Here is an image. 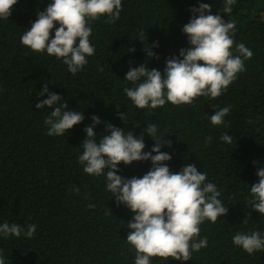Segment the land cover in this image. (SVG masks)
<instances>
[{
    "label": "trees",
    "instance_id": "obj_1",
    "mask_svg": "<svg viewBox=\"0 0 264 264\" xmlns=\"http://www.w3.org/2000/svg\"><path fill=\"white\" fill-rule=\"evenodd\" d=\"M49 2L18 0L8 19L0 21V222L36 225L31 238L0 239L5 264H133L135 252L124 239L134 213L111 198L103 176L84 173L78 161L92 115L102 121L93 129L97 139L106 123L137 136L146 123H156L171 143L161 148L171 154L165 162L170 171L194 163L216 184L228 210L215 223L200 225L199 235L208 244L183 264H264V251L249 255L231 240L237 231L264 232V218L248 205V186L258 182L256 172L264 166V0H236L228 14L222 11L223 0H122L118 18L91 21L95 51L76 74L54 56L20 42ZM198 2L210 3L212 14L234 24L233 48L243 43L252 52L244 71L216 98L136 109L122 92L130 86L123 81L125 73L145 62L163 72L166 59L188 48L181 29ZM45 84L69 110L83 111L84 120L64 136L47 135L44 120L51 109L34 107L47 97L38 95ZM229 105L225 123L211 125L208 117ZM118 113H126V120ZM222 133L232 136L231 144L220 141ZM205 137L211 142L205 143ZM144 143L149 151L155 141L145 134ZM118 167L123 177H141L151 163L121 162ZM151 264L182 262L153 257Z\"/></svg>",
    "mask_w": 264,
    "mask_h": 264
},
{
    "label": "clouds",
    "instance_id": "obj_2",
    "mask_svg": "<svg viewBox=\"0 0 264 264\" xmlns=\"http://www.w3.org/2000/svg\"><path fill=\"white\" fill-rule=\"evenodd\" d=\"M17 2L0 0V21L8 19ZM223 3L222 11L228 14L236 0H223ZM121 7L122 0H50L43 11L37 12L36 19L20 36V42L33 52L54 56L67 66L69 73L76 74L95 51L89 40L91 21L102 16L114 20L119 17ZM211 9L210 3L199 2L190 8L192 15L181 29L189 47L166 59L163 72L148 68L146 62L129 67L123 81L130 86L123 87L122 92L136 109L153 110L166 103L191 104L197 96L216 98L244 71V60L251 58V50L243 43L233 48L234 24L217 12L212 14ZM145 51L149 57L158 59L156 53L147 48ZM45 94L47 97L35 102L34 107L51 109L44 120L47 135L64 136L66 130L84 120L83 111L69 110L61 96L49 92L46 84L38 95ZM230 107L214 111L208 117L210 124H224ZM118 116L126 120V113ZM90 119L91 124L83 129L86 138L80 146L78 161L84 173L103 176L105 190L111 198L134 213L126 224L130 231L124 239L135 252L133 264H151L153 257L167 262L171 258L182 264L190 260L193 252L208 244L207 237L199 235L200 225L205 221L215 223L228 210L218 198L220 191L216 184L208 181L207 173L198 171L194 163L170 171L165 162L171 160V154L161 148L170 147L171 143L159 134L156 123H146L138 136L106 123L105 133L97 139L93 129L102 121L96 115ZM145 134L155 141L149 151H144ZM211 139L205 137V143ZM219 139L226 144L233 140L227 133H222ZM134 161H150L151 167L141 177L126 178L118 174L121 162L129 165ZM256 176L258 182L248 186V205L264 218V166L257 170ZM35 231V224L25 227L7 220L0 222V239L21 235L31 238ZM231 240L249 255L264 251V232L259 230L237 231ZM0 264H5L2 251Z\"/></svg>",
    "mask_w": 264,
    "mask_h": 264
}]
</instances>
